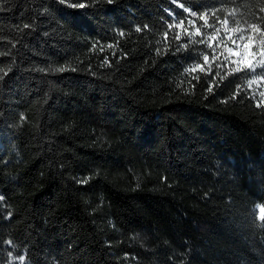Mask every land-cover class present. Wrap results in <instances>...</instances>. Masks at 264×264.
Masks as SVG:
<instances>
[{
    "label": "trees",
    "instance_id": "obj_1",
    "mask_svg": "<svg viewBox=\"0 0 264 264\" xmlns=\"http://www.w3.org/2000/svg\"><path fill=\"white\" fill-rule=\"evenodd\" d=\"M262 60L264 0H0V264H264Z\"/></svg>",
    "mask_w": 264,
    "mask_h": 264
},
{
    "label": "rangeland",
    "instance_id": "obj_2",
    "mask_svg": "<svg viewBox=\"0 0 264 264\" xmlns=\"http://www.w3.org/2000/svg\"><path fill=\"white\" fill-rule=\"evenodd\" d=\"M180 5V4H179ZM190 15L195 16V13L187 10ZM230 33L231 36H233V42L234 46L228 45L226 47V52L234 58L235 61L242 62V63H249L254 64L256 59L254 60L253 53H252V47L254 43V39L252 36L246 37L243 35V33L235 28L230 27ZM241 33L243 35V39H241ZM259 216H262L264 212H262V209H264V206L259 205Z\"/></svg>",
    "mask_w": 264,
    "mask_h": 264
},
{
    "label": "snow or ice",
    "instance_id": "obj_3",
    "mask_svg": "<svg viewBox=\"0 0 264 264\" xmlns=\"http://www.w3.org/2000/svg\"><path fill=\"white\" fill-rule=\"evenodd\" d=\"M61 3H64V0H60ZM109 3L112 2V0H108ZM70 7H73V8H83L85 7V5L83 3H77V4H71L69 5ZM182 7V6H181ZM25 27H27V25H25ZM250 28H255V25H252L250 26ZM243 35L241 33V39H243ZM207 59V57H205V60ZM256 66H261V67H264V60L258 62L257 65H247V67L249 69H254ZM262 95H264V93H262ZM86 182V181H85ZM0 199H2V197H0ZM262 212H264V209H262ZM261 219H264V215L261 216Z\"/></svg>",
    "mask_w": 264,
    "mask_h": 264
}]
</instances>
